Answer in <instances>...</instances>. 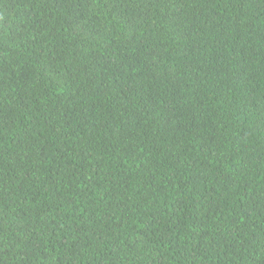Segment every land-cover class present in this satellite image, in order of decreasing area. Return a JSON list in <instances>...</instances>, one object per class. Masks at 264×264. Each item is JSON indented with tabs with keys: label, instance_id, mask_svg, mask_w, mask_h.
I'll list each match as a JSON object with an SVG mask.
<instances>
[{
	"label": "trees",
	"instance_id": "16d2710c",
	"mask_svg": "<svg viewBox=\"0 0 264 264\" xmlns=\"http://www.w3.org/2000/svg\"><path fill=\"white\" fill-rule=\"evenodd\" d=\"M0 264H264V0H0Z\"/></svg>",
	"mask_w": 264,
	"mask_h": 264
}]
</instances>
